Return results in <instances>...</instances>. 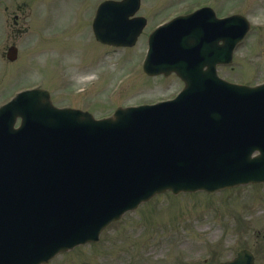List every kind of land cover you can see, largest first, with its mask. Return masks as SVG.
I'll return each mask as SVG.
<instances>
[{
    "label": "rangeland",
    "instance_id": "obj_1",
    "mask_svg": "<svg viewBox=\"0 0 264 264\" xmlns=\"http://www.w3.org/2000/svg\"><path fill=\"white\" fill-rule=\"evenodd\" d=\"M95 3L4 2L0 8V100L15 88L42 81L55 105L80 108L98 118L119 106L150 103L183 87L175 76L149 77L139 71L124 83L120 94L111 97L116 80L133 72L147 44L141 37L135 47L115 50L91 41L88 20ZM241 3H245L242 13L250 20L251 30L237 47L233 65L222 68L220 75L253 85L264 80V0H219L215 9L222 15ZM158 10L152 0H142L141 11L149 20L145 31L159 21ZM56 30L66 39L54 41ZM10 47L18 51L14 62L7 59ZM94 79L100 83L90 91L74 93ZM243 248L254 252L256 264H264V186L213 194H163L110 226L98 243L59 255L50 264H196L209 257L232 259Z\"/></svg>",
    "mask_w": 264,
    "mask_h": 264
},
{
    "label": "water",
    "instance_id": "obj_2",
    "mask_svg": "<svg viewBox=\"0 0 264 264\" xmlns=\"http://www.w3.org/2000/svg\"><path fill=\"white\" fill-rule=\"evenodd\" d=\"M43 97V100L41 101V104L43 105H50L49 98L46 94L41 93ZM6 114V112H4ZM122 114V113H121ZM119 114V117L120 115ZM10 115V114H8ZM81 118H91L88 115H80ZM8 118V117H7ZM160 121L157 126H164L168 124L165 120H156V122ZM112 135H114L112 133ZM114 140V137L108 135L105 137L102 149L100 151V155L107 154L109 156L108 161L104 160L100 165H94L93 169H90V171L94 175V180L92 181V188L91 189H83L78 192V194H74L72 198L78 202L77 205L74 206L73 210L75 211V214L80 215L83 218H90L89 225H93V221L97 219L100 216L106 215L107 220L109 219V211L111 208H117V209H123L125 208L127 202L126 199L131 198V193L133 192V189L135 187L139 186V178L132 179L133 176H135L136 171V164L127 162L124 160V156H127L131 153L132 150L126 149L125 146H114L111 144V141ZM107 155H103V157H107ZM75 161L78 162V159L75 158ZM97 160L95 159L90 160L89 163H96ZM106 162V164L104 163ZM82 170H85L83 166H81ZM177 177H182V173L175 174ZM198 180V178L196 177ZM199 181V180H198ZM212 182H205L204 184L207 186L210 185ZM167 186H169L167 184ZM195 184L193 182L187 181V182H180V188L183 190L191 188L195 189ZM174 191H178L179 189H176L174 187H171ZM164 190V189H162ZM143 190H140V193H142ZM160 191V190H157ZM152 194L144 197L143 199H148ZM70 197V195H69ZM140 196L136 198L135 202L139 200ZM100 199L99 201L104 204L102 209L98 212L95 211L94 214L88 215L85 212L86 205L90 202L97 203L96 200ZM60 201L59 203H61ZM131 202V201H130ZM129 202V203H130ZM128 203V204H129ZM121 207V208H118ZM106 208V209H105ZM59 246L55 247L58 248ZM67 247H64L63 249H66ZM60 249V248H59ZM59 249H53L52 252H50L48 255H46L47 258H49L52 254L56 253ZM62 250V249H61ZM6 256V251L2 247L0 249V260L2 257ZM245 258V259H244ZM243 259L240 258L238 264H252V260L250 258L244 257ZM246 260V261H244ZM244 263H243V262Z\"/></svg>",
    "mask_w": 264,
    "mask_h": 264
}]
</instances>
